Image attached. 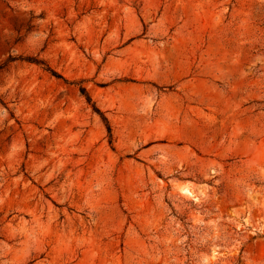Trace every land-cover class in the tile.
Segmentation results:
<instances>
[{
  "label": "rangeland",
  "instance_id": "obj_1",
  "mask_svg": "<svg viewBox=\"0 0 264 264\" xmlns=\"http://www.w3.org/2000/svg\"><path fill=\"white\" fill-rule=\"evenodd\" d=\"M0 264H264V0H0Z\"/></svg>",
  "mask_w": 264,
  "mask_h": 264
},
{
  "label": "trees",
  "instance_id": "obj_2",
  "mask_svg": "<svg viewBox=\"0 0 264 264\" xmlns=\"http://www.w3.org/2000/svg\"><path fill=\"white\" fill-rule=\"evenodd\" d=\"M82 93H84L85 94V96H86V99H87V101L89 102L90 101V97L84 92V90H82ZM104 120H105V118H103ZM106 121V120H105ZM106 128H107V132L109 133V135H110V126L108 125V124H106Z\"/></svg>",
  "mask_w": 264,
  "mask_h": 264
}]
</instances>
